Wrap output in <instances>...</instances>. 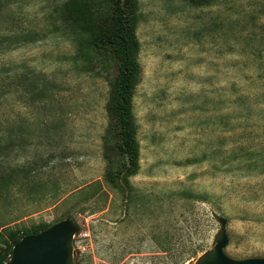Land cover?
Returning <instances> with one entry per match:
<instances>
[{"label": "rangeland", "instance_id": "rangeland-1", "mask_svg": "<svg viewBox=\"0 0 264 264\" xmlns=\"http://www.w3.org/2000/svg\"><path fill=\"white\" fill-rule=\"evenodd\" d=\"M66 1L0 0V232L70 219L74 264H194L223 218L228 257L264 258V0H139L125 193L103 183L114 67L78 57Z\"/></svg>", "mask_w": 264, "mask_h": 264}, {"label": "trees", "instance_id": "trees-1", "mask_svg": "<svg viewBox=\"0 0 264 264\" xmlns=\"http://www.w3.org/2000/svg\"><path fill=\"white\" fill-rule=\"evenodd\" d=\"M138 8L139 0H68L56 12L57 19L72 37L79 58L89 64L111 63L114 67L105 107L107 127L102 138L103 183L121 193L129 190V179L139 170L138 128L132 104L140 80ZM10 183L9 175L0 174V199L8 194ZM96 186L98 195L106 194L100 183ZM49 227L2 229L0 264H8L12 249L20 240Z\"/></svg>", "mask_w": 264, "mask_h": 264}, {"label": "water", "instance_id": "water-1", "mask_svg": "<svg viewBox=\"0 0 264 264\" xmlns=\"http://www.w3.org/2000/svg\"><path fill=\"white\" fill-rule=\"evenodd\" d=\"M219 234L213 248L194 264H264L263 257L235 259L225 254L229 240L226 220L218 218ZM78 227L70 219L62 220L36 236L25 237L12 249L8 264H74L73 239Z\"/></svg>", "mask_w": 264, "mask_h": 264}, {"label": "crops", "instance_id": "crops-1", "mask_svg": "<svg viewBox=\"0 0 264 264\" xmlns=\"http://www.w3.org/2000/svg\"><path fill=\"white\" fill-rule=\"evenodd\" d=\"M98 179H99V178H96V180H98ZM96 180H95V181H96Z\"/></svg>", "mask_w": 264, "mask_h": 264}]
</instances>
